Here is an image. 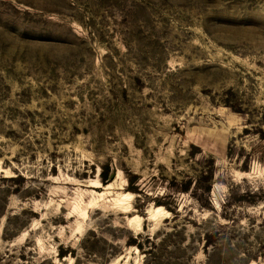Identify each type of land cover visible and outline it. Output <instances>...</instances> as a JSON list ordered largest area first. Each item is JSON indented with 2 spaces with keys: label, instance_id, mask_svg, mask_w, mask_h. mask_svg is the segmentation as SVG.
Returning a JSON list of instances; mask_svg holds the SVG:
<instances>
[{
  "label": "rangeland",
  "instance_id": "obj_1",
  "mask_svg": "<svg viewBox=\"0 0 264 264\" xmlns=\"http://www.w3.org/2000/svg\"><path fill=\"white\" fill-rule=\"evenodd\" d=\"M0 264H264V0H0Z\"/></svg>",
  "mask_w": 264,
  "mask_h": 264
},
{
  "label": "bare ground",
  "instance_id": "obj_2",
  "mask_svg": "<svg viewBox=\"0 0 264 264\" xmlns=\"http://www.w3.org/2000/svg\"><path fill=\"white\" fill-rule=\"evenodd\" d=\"M97 185V184H96ZM98 186V185H97ZM99 187V186H98ZM100 187H101V185H100ZM126 197H131V194L130 193H126V194H124ZM154 210H156V212L158 213V212H164V209L160 206H158V208H154ZM156 212H154V213H152L151 214V217L152 218H154L155 216H157V213ZM166 212V211H165ZM165 215V214H164ZM138 218V216L136 215V216H134L133 218H132V220H136Z\"/></svg>",
  "mask_w": 264,
  "mask_h": 264
},
{
  "label": "water",
  "instance_id": "obj_3",
  "mask_svg": "<svg viewBox=\"0 0 264 264\" xmlns=\"http://www.w3.org/2000/svg\"><path fill=\"white\" fill-rule=\"evenodd\" d=\"M114 175H115V173H112V175H111V179L114 177Z\"/></svg>",
  "mask_w": 264,
  "mask_h": 264
}]
</instances>
